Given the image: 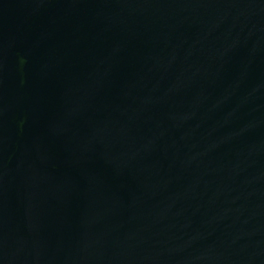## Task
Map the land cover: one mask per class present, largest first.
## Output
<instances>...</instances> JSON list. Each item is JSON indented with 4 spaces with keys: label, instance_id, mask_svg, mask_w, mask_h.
<instances>
[{
    "label": "water",
    "instance_id": "water-1",
    "mask_svg": "<svg viewBox=\"0 0 264 264\" xmlns=\"http://www.w3.org/2000/svg\"><path fill=\"white\" fill-rule=\"evenodd\" d=\"M0 264H264V0H0Z\"/></svg>",
    "mask_w": 264,
    "mask_h": 264
}]
</instances>
